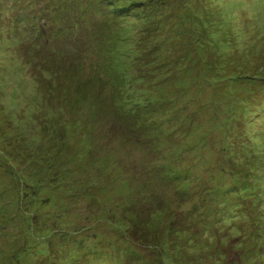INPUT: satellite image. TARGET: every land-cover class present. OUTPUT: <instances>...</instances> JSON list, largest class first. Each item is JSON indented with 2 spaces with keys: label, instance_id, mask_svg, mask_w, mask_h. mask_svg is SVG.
Instances as JSON below:
<instances>
[{
  "label": "rangeland",
  "instance_id": "obj_1",
  "mask_svg": "<svg viewBox=\"0 0 264 264\" xmlns=\"http://www.w3.org/2000/svg\"><path fill=\"white\" fill-rule=\"evenodd\" d=\"M98 1L105 45L73 4L0 0V264H264V0H120L127 22Z\"/></svg>",
  "mask_w": 264,
  "mask_h": 264
},
{
  "label": "trees",
  "instance_id": "obj_2",
  "mask_svg": "<svg viewBox=\"0 0 264 264\" xmlns=\"http://www.w3.org/2000/svg\"><path fill=\"white\" fill-rule=\"evenodd\" d=\"M68 1L69 0H53L55 11L56 12H63L66 10V8H64V7L69 6V10L67 8L66 12L68 13L69 16L73 17V15H71L69 12L71 7H72L71 4H73L74 8H75V15L73 17L75 19L74 21H78V23H80V24H81V21L86 23L85 29H86V27L88 29V30H86V33H88L91 36V37L88 36L87 38L84 37L83 38L84 43L91 42V40H93V38H96L97 40L99 39L101 44L105 45L107 43V37L103 36L101 26H100V24H98L99 21L97 19L95 20L94 17L89 15L88 9H84V7H82V0H70L69 2ZM127 1L131 2L132 5H134V3L132 1H130V0H127ZM98 2L100 4V6L104 9V12L106 13L107 18L114 19V20H120V21H124V22H127L129 19H131V20L137 19V13L132 11V8L127 9L125 7L127 5V2H125L124 4H122V2L120 0H99ZM131 3L129 5H131ZM22 6H23L22 9H20L21 17L26 16L32 20H36L38 18V15H37L36 10L34 8L29 7L28 5H26V6L22 5ZM25 9H27V10L25 11ZM81 28H83V27H81ZM35 29L38 31L39 35L43 36L44 41H47L49 39L48 36H49L50 30H52V28H50V27L46 28V27H44V25L38 24L35 27ZM89 30L94 31L96 34H92ZM123 37L124 36H122L120 34L117 35L116 32H115V34H113V42L112 43H113V47L115 48L114 50L116 53L113 55V60H115V62L112 65V71L115 74V76L117 77L116 87H117L118 92L121 93V95L124 97V104H126L128 106L129 110H133L129 106L132 104L131 103L132 101L130 99L131 98V86H130L131 80L129 79L128 72H127L128 64H127L126 57L128 56V50L126 51L124 49V47L122 46V44H124L123 43L124 42ZM83 48L80 49V51L77 50L78 52L81 53L80 55H78L79 59L84 56ZM47 58L48 57L43 58L44 61L42 62L43 66H44V64H45V66L47 65L46 69H44L45 75L47 77L54 78L55 76H58L59 73L63 74V75L58 77V80H60V81L55 86V90L60 92V95H61L60 99L63 98L66 101L69 98L66 105H68V106L70 105V107H76L77 105H80L82 103V94L79 91L81 86L78 84V82L74 81V76H75L74 75L75 65L73 66L74 62L69 61V62H66V64L63 63V65L60 66L61 64H59V62L56 63L55 61L53 63L52 62L47 63ZM48 65H51V68L48 67ZM78 68H77V70H78ZM65 75L67 77H65ZM65 80H68V82H70V83L75 82V86H74L75 90L73 89L74 92L71 91V93H69L70 89L69 88L67 89L66 87H64L65 85L63 84V81H65ZM88 96H89V94H88ZM93 99H94V102L96 105V99L95 98H93ZM133 104H134V102H133ZM136 105L138 106V108H145L146 107L142 103H138ZM1 156H2V158H4V154H2ZM3 162H4V160H3ZM221 191H225V190H221ZM31 198H33V196H31Z\"/></svg>",
  "mask_w": 264,
  "mask_h": 264
}]
</instances>
